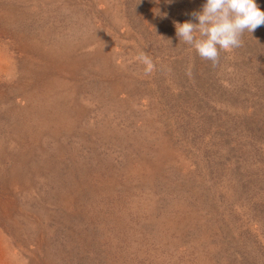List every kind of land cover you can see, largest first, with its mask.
I'll use <instances>...</instances> for the list:
<instances>
[{
	"label": "rangeland",
	"instance_id": "374dc122",
	"mask_svg": "<svg viewBox=\"0 0 264 264\" xmlns=\"http://www.w3.org/2000/svg\"><path fill=\"white\" fill-rule=\"evenodd\" d=\"M0 264H264V0H0Z\"/></svg>",
	"mask_w": 264,
	"mask_h": 264
}]
</instances>
